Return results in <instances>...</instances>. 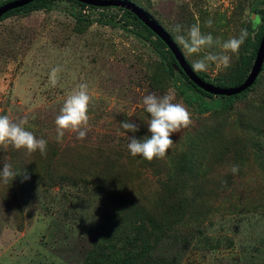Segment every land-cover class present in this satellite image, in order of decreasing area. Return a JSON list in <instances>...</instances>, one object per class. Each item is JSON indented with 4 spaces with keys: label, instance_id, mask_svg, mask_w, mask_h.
I'll return each mask as SVG.
<instances>
[{
    "label": "rangeland",
    "instance_id": "obj_1",
    "mask_svg": "<svg viewBox=\"0 0 264 264\" xmlns=\"http://www.w3.org/2000/svg\"><path fill=\"white\" fill-rule=\"evenodd\" d=\"M130 1L173 39L177 24L186 34L197 23L221 41L248 28L253 39L260 27L253 30L251 17L264 11V0ZM122 17L117 8L51 0L49 9L0 20V115L26 118V129L48 142L46 155L0 146V169L10 164L18 172L12 182L0 181V264H112L125 250L100 255L98 249L109 252L113 231L136 232L140 219L115 214L118 207L126 209L129 200L154 205L162 195L173 201L165 188L181 180L192 196L188 212L166 232L149 235L153 248L144 264H264V61L243 97H208L177 70L165 71L156 37H138ZM244 45L229 53L228 68L210 63L197 74L212 84L229 82L241 56L254 50ZM207 51L220 49L184 56L192 65ZM57 67L59 82L52 87L49 76ZM81 83L93 98L87 136L65 131L57 141L55 119ZM169 93L191 113V125L173 134L164 159L133 157L127 147L133 133L121 122L141 125L136 138L148 134L144 96ZM233 164L240 165L237 174ZM191 165L198 167L195 179L180 174ZM149 231L146 225L142 235ZM120 236L119 246L126 240Z\"/></svg>",
    "mask_w": 264,
    "mask_h": 264
},
{
    "label": "clouds",
    "instance_id": "obj_2",
    "mask_svg": "<svg viewBox=\"0 0 264 264\" xmlns=\"http://www.w3.org/2000/svg\"><path fill=\"white\" fill-rule=\"evenodd\" d=\"M262 22L264 21L259 15L255 18L251 17L250 23L253 30L258 28ZM206 25L211 27L212 21L208 20ZM181 30L182 25L177 24L174 28L177 33L174 41L185 56L198 55L213 48L220 49L219 52L207 51L202 58L195 60L191 65L194 72L207 71L210 63H215L217 68H228L231 62L229 53L238 54L249 36L248 29H241L238 37L221 41L210 33H203L198 23L186 29V34H179ZM60 71L59 67L52 69L49 76V83L52 87L57 86ZM174 99L171 93L162 97L154 94L144 96L143 105L145 111L150 114V119L147 122L148 134L141 138H136L134 135L140 131L139 123L130 120L121 122L120 126L126 133H133L132 136H128L127 145L133 157L139 155L147 161L164 159L175 143L172 139L173 134L180 133L182 129L191 125V113L182 103H173ZM92 100L86 84L81 83L78 88L72 90L55 119L57 141H62L65 131L76 133L77 139L86 138L90 120L89 106ZM27 123L26 118L16 122L8 115H0V146L11 145L18 150L26 149L29 154L39 151L41 155H46L47 140L37 138L32 131L27 130L25 127ZM239 170V164H233L230 168L232 174H237ZM17 174L18 172L13 171L10 164H3L0 169V181L5 184L12 182ZM27 178L29 177L25 176V179Z\"/></svg>",
    "mask_w": 264,
    "mask_h": 264
},
{
    "label": "trees",
    "instance_id": "obj_3",
    "mask_svg": "<svg viewBox=\"0 0 264 264\" xmlns=\"http://www.w3.org/2000/svg\"><path fill=\"white\" fill-rule=\"evenodd\" d=\"M11 1V0H0V5ZM74 3H76L77 5L81 6V7H89V8H96V9H101V10H105V9H113V8H117L119 10H121L122 12V18L121 20L128 25L129 27H131V29H133V32L141 38H144L146 40H151L152 36L156 37V44H155V48L158 50L159 54L161 55L164 63L163 66L165 68V71L169 72V73H174L175 70H177L179 72V74L186 79V81L193 87L195 88L197 91H199L201 94L208 96V97H213L215 95H212L208 92H205L204 90L200 89L199 87H197L195 84L192 83V81H190L188 79V77L184 74V72L182 71V69L180 67H178L177 69L175 68V66L177 65V61L175 60L173 54L171 53V51L167 48V46L164 44V42L156 36V34L151 31L146 25L143 24V22L130 10L126 9V8H122V7H115V6H107V7H95V6H91V5H87L84 3H81L77 0H71ZM50 3L51 0H34L26 5H23L21 7H17L14 9H11L9 11H7L6 13H4L1 17L0 20L13 15L15 13H21V12H26L28 10H32V9H43V8H47L49 9L50 7ZM144 10V9H143ZM147 14H149L147 11H145ZM261 17L262 20L264 21V11H261ZM149 16L151 18H153L150 14ZM77 21L81 22L82 21H86L87 24L90 23V19L89 18H85V20H81L80 16H76ZM98 19H101L98 18ZM154 19V18H153ZM155 21H157L156 19H154ZM158 22V21H157ZM260 28L257 31V34L255 36V38L252 39L251 34L249 33L248 38L245 40V49H249L250 46L254 47V50L252 51V53L250 55H246L244 54L243 56H241L240 58V64L238 69L236 70V72L232 75V77L230 78V81L225 83V82H218L215 83L214 85L216 86H220V87H231V86H237L239 85L248 75L250 69H251V60L252 58L255 57V53L258 47V43L260 41V38L263 34L264 31V22H262L259 26ZM165 29V28H164ZM249 31V28H248ZM171 36V35H170ZM171 38L173 39V37L171 36ZM174 40V39H173ZM189 63V62H188ZM189 65L191 66V64L189 63ZM192 68V67H191ZM201 78H203L200 74H198ZM207 81V80H206ZM251 86L249 88H247L246 90L242 91L239 94H235V95H231V96H222V95H218L221 96L222 98H225L228 101L231 100H235L238 98L243 97L246 92H248L250 90ZM194 171H198V167H195L193 165L186 167L184 170L180 171V174L183 175L185 173H187L188 175H192L190 177H192L193 179H195L194 175L195 172ZM179 179V178H178ZM180 180V179H179ZM169 188H171V185H167ZM186 185L182 182H175L174 186L172 189H167L165 188V191L170 195H173L174 200H169L166 199L167 196L166 195H162L157 199V202L154 205H141V203H137L134 200H129L127 201V203L129 205H126V209L118 207L117 212L116 213H129L131 212V214H137L139 216V220L137 222V226L135 228L136 232H128V230L125 231L124 230H115L113 231L114 236H112V240L110 242L113 243L110 251H106L102 246L98 249V252L101 254H111L112 253H116V252H120L122 249L125 250L124 255H122L121 253L119 255L116 256V259L112 262V264H144V260L146 259L148 253L151 252L152 244L149 242L148 239H150V234H152L153 231H161L163 229H165L164 232H166L169 228L170 225H172V223H179L184 219L183 215H186L188 212V209L190 207L191 204V200H192V196L190 192H187L185 190ZM106 188V187H105ZM108 189V188H106ZM108 190H114L115 191V187L113 188H109ZM171 196V195H170ZM123 200V198H122ZM126 202V200H124ZM146 225H148L150 227V231L149 234L147 235H142L143 230L146 229ZM124 228V227H123ZM129 229V228H128ZM120 233L123 235H126V240L125 242H122V245H118L117 243L119 242V240H121V236ZM137 240L139 241V243H137ZM92 255V254H91ZM93 264V263H91ZM97 264H100V260L98 261Z\"/></svg>",
    "mask_w": 264,
    "mask_h": 264
},
{
    "label": "water",
    "instance_id": "obj_4",
    "mask_svg": "<svg viewBox=\"0 0 264 264\" xmlns=\"http://www.w3.org/2000/svg\"><path fill=\"white\" fill-rule=\"evenodd\" d=\"M34 0H11L2 5H0V17L7 11L26 5ZM81 3L95 6V7H107V6H119L126 8L133 12L151 31H153L157 37H159L167 48L173 54L177 65L175 68L180 67L184 74L188 77L193 84H195L200 89L208 92L212 95L218 96H231L239 94L242 91L249 88L256 80L258 74L262 69V64L264 61V31L258 43V47L255 53L254 61L252 63L251 69L246 76V78L237 86L231 87H220L212 83L207 82L205 79L201 78L197 72H194L186 60L184 54L182 53L179 46L171 38L170 34L153 18L149 16L144 10L133 3L130 0H77Z\"/></svg>",
    "mask_w": 264,
    "mask_h": 264
}]
</instances>
